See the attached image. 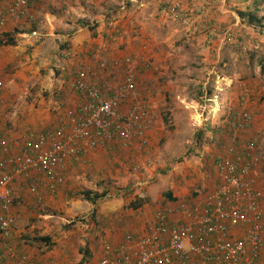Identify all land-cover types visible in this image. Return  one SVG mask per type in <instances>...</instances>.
<instances>
[{"label": "built area", "instance_id": "built-area-1", "mask_svg": "<svg viewBox=\"0 0 264 264\" xmlns=\"http://www.w3.org/2000/svg\"><path fill=\"white\" fill-rule=\"evenodd\" d=\"M46 1L0 0V39L14 37L26 23L37 21ZM137 61L131 56L100 59L90 69L77 64L71 88L79 102L66 108V120L53 128H28L19 137H9L0 126V264H58L34 258L15 241L13 209L25 192L44 207V191L64 184L67 166L89 149L144 151L153 114L137 74L139 67L148 71L152 63ZM2 91L0 80V106L7 104ZM252 94L244 87L237 106L228 107L233 141L215 158V184L200 198L160 206L146 233H127L117 243L101 238L96 264H264V192L255 170L257 147L249 137L240 140L253 122L247 107ZM68 259L64 264H84Z\"/></svg>", "mask_w": 264, "mask_h": 264}, {"label": "rangeland", "instance_id": "rangeland-1", "mask_svg": "<svg viewBox=\"0 0 264 264\" xmlns=\"http://www.w3.org/2000/svg\"><path fill=\"white\" fill-rule=\"evenodd\" d=\"M106 1L102 4L104 7H101L100 2L97 10H94L91 16L87 14L81 16L80 13V15H74L73 13L74 16L69 18V16H66L67 14H64L65 12L59 9H55L53 13H55V17L60 22H65V17L69 21L79 19L92 29L95 20L98 19L97 16L109 17V21L114 19L113 15L111 16V12H108V15L106 14ZM115 1L109 2L111 7L117 6ZM141 1L153 9L163 4L161 0ZM80 5L82 8L79 11H82L83 8L87 9V4L84 6L83 4ZM158 12L161 16L160 22L164 28L155 31V33L147 31L148 35L142 34L143 39L141 43L146 45V47H140L143 51V55L140 53L141 57H148L152 63V68L150 69L152 73H146L149 80L148 82H146L147 80L144 83L141 82L143 83L141 89L146 93L151 105H153V109H151L153 110V131L151 136L150 134L148 135L149 140L144 151L135 152L134 150H129L125 153L119 151V156L115 154L113 157V161L115 159L114 163H117L116 167L113 166L106 174L104 172L93 173V185L91 188H86L85 191L89 190L92 193L106 191L108 195L104 198L119 195L124 197L123 193H127L128 197H125V201L128 203L130 200H134L136 196L142 195L147 199L151 195H162L172 185H177L180 188H189L191 192L201 191L198 194L200 196L216 182L214 178L211 182L214 170V162L211 158L213 157L214 150L219 149L216 143L222 141L223 148L221 150H224L226 145L233 141L232 139L221 140L220 138H224V136H221L220 133L213 134V139L211 137V129L205 130L202 124L203 120L202 122L188 120L189 116L185 110L186 107H193V109L200 108L199 104L194 106V103L205 99L206 94L209 95L207 91L213 87L206 82L209 75H211L208 72L211 71L208 63L212 60H209L205 64L207 60L204 59L205 57L210 58L212 56L211 43L205 41V45H203L201 41L199 42L200 46H198L196 43L198 38H194L195 35L189 34L190 31L187 32L184 28V25L188 26L186 22H190V16H184L176 13V11H172L170 13L171 18L182 29L173 32L175 34L172 37L176 42L174 46L170 47L172 49L170 52L172 56H170L171 62L168 63L167 4L165 9L163 6ZM111 17L113 19H110ZM77 24L78 22L74 26L60 31V35L62 33L70 35L74 29H79ZM36 27L39 29H36ZM94 29L89 30V32L95 34ZM35 30H38L39 34L33 33ZM55 31L58 30L56 29ZM45 33L44 28L36 26L35 23L34 30L32 31L28 29L27 32L23 33L22 29L16 30L14 32V39L17 46L20 45V41L25 39L33 40V44L29 48L30 55L35 52L36 46L40 47L38 51L42 50V46L46 47L48 39ZM90 36L92 35L90 34ZM227 36L224 38L226 42H228L226 40ZM64 37L65 39L61 37L52 41L54 47L51 48L50 54L44 56L42 54H33L30 58V64L23 59L25 52L19 54L16 46L0 45V80L3 82V93L1 95L7 103L3 108L0 107V111L3 112L5 117L3 118L1 114L0 122L6 134L14 135L13 132L19 131V135L14 136L19 137L28 128L40 130L51 127V125L39 123V120H36V118L33 121L35 123L38 122V124L34 128L32 124L20 126V119L23 120L25 118L24 114L27 111L22 110V107L28 105L33 113L43 115L44 113L48 114L52 112L48 108L49 102L51 103L58 99L66 102L68 95L59 96V94H56V87L54 86L57 84V77L61 69L59 68V62L56 61L57 55L59 52H63L64 55L65 52L69 53L67 47L66 49L63 48L66 46L68 38L66 35ZM148 39L149 41H147ZM232 40L233 38L231 37L230 41ZM41 42H44V44ZM152 43L156 46L152 45ZM235 46L234 49L238 53L240 52L241 57L236 60V62L238 61V64L235 66L237 71L229 87L230 91L231 89L233 91L231 95L234 98L232 103H229L228 99L230 98L228 95L226 96L224 105L225 114L228 112V107L232 105L234 107L237 106V101L239 95L243 92V88L250 87L253 94L251 95L252 98L249 99L247 107L253 113L255 119L246 134L247 137L253 139L256 143L255 170L261 180L264 192V50L261 49L262 51H260L259 47L254 46L249 49L247 45L242 43ZM151 47L153 56L146 54ZM63 54L60 56H63ZM99 55L102 56V52ZM42 59H44L46 64L42 65L38 70L30 66L31 64L37 66ZM210 64L212 66V63ZM45 78L49 79L50 85L42 86L41 90V82ZM63 81L66 83V78ZM179 104L181 108L178 106ZM19 107H21V110H19ZM8 118L11 121L16 118V124L13 122V125H11V122L8 123ZM157 119L158 121L156 122L155 120ZM218 125L223 124L220 121ZM210 128H213V126L210 125ZM225 131L226 128L222 132ZM244 139V136L240 137L241 141ZM109 166L110 164L107 165V168ZM204 168H206L205 171ZM150 190L152 194L149 193ZM31 204V206L26 208L24 212L26 215L24 217L20 215V209L24 207L18 205L14 237L19 246H22L23 243L29 251H36L42 254L57 247L61 252H66L65 249L67 250L68 248L73 254L76 251L82 253L88 247V244L91 246L95 243L98 244L100 230H96L95 228H98L101 217L98 216L96 208L94 216H91V207L85 214L80 213L71 217L67 214L68 203L64 205L62 203L58 207L51 206V203H47L44 207L35 202ZM94 231L98 234H95ZM43 235L51 237L52 243L50 245L39 244L33 241L34 237ZM94 235H98L96 240L92 239V237H95Z\"/></svg>", "mask_w": 264, "mask_h": 264}, {"label": "crops", "instance_id": "crops-1", "mask_svg": "<svg viewBox=\"0 0 264 264\" xmlns=\"http://www.w3.org/2000/svg\"><path fill=\"white\" fill-rule=\"evenodd\" d=\"M110 1L113 0L106 1L107 6H105V10L107 15L108 12H111V16L113 15L112 17L114 19L111 17L110 19L113 20L109 21V17L97 16L98 19L95 20V24L92 29H90L87 24H84L85 26H79L77 24L79 29H74L70 35L67 33H62L60 35V31L74 26L75 23L80 20L74 19L75 21H69V19L65 17L66 21L60 22V20H57V17H55V13L53 12L55 9H59L60 11L65 12L64 14H67L66 16H69V18H71V16L78 15L79 13L81 16L84 14L91 16V14L94 13V10H97L100 2L101 7H104L102 4L105 3V0H48L40 5V12L38 14L37 21L30 24L26 23L21 28L23 33L27 32L28 29L32 31L34 30V24L36 23V26H42L46 32L45 36L48 39V44L45 48L42 46V50L40 51H38V48L40 49V47L36 46L33 54H42V56L50 54L51 48L54 47L52 41L61 37L65 39V35L68 38L66 46L63 48L66 49L67 47L71 53L65 56L63 52H59L56 58V61L59 62V68L61 69L57 77V84L54 86L56 87V94H59V96L65 94L68 95L66 102L61 99L52 101L51 103L49 102L48 108L52 112H49L50 114L44 113L43 115L33 113L28 105L22 107V110L27 111L24 114L25 118L23 120L20 119L19 125L23 127L24 125L32 124V127L34 128V126L38 124V122L35 123L33 121L36 118V120H39V123L51 125V128H53L61 121L66 120L64 110L66 108L75 107L79 102L78 94L71 88V81L74 77L73 69L77 64L90 69L96 68L100 59L112 62L115 60H122L125 56H131L135 61H139L144 58L149 60L148 57H141L143 55V51L140 47H144L141 43L143 39L142 34L145 33V35H148L147 31L155 33V31H159L164 28L160 22L161 16L158 11H160L163 6L165 9L167 4L168 63L171 62L170 56H172L170 53L172 49L170 47L174 46L176 42L172 37L173 34H175L173 32H177L178 29H182L179 25L175 24L174 19L171 18L170 13L172 11H176V13H180L184 16L189 15L190 22H186L188 23V26L184 25L182 22L185 31H190L189 34H193L195 35L194 38H198L196 40L198 46H200L199 42L202 41L203 45H205L204 42L207 41L211 43L212 48V56L210 58L205 57L204 59L207 60L205 64H207L209 60H212L210 61L212 66L208 63V66L211 69V71L208 72H210L211 75H209L206 82L211 84L213 87L207 91L209 95L206 94L205 99L201 102L197 101L194 103V106L199 104L201 109L186 107L185 110L189 116L188 120H198L200 122L203 120L202 124L205 130L211 129L212 138L214 137L213 134H219L224 131V125L228 118L227 112L225 114V98L228 95L230 98L228 99L229 103H232L234 97L231 93L233 91L232 89L230 91L229 87L237 71L235 66L238 64V61L236 62V60L241 57L240 52L238 53L234 47H236L235 45L242 43L247 45L249 49L254 46L259 47L260 51L264 50V0H161L163 4L157 6L155 9L148 6L141 0H116L115 2L117 6L114 7H111L109 3ZM80 4H83V6L87 4V9L85 10L83 8L82 11H79V9L82 8ZM241 13H243V16ZM244 13H249V15L253 14V16H255V21L260 20V22L249 23ZM36 29L39 28L36 27ZM56 29L58 31H55ZM93 29L96 32L95 34L89 32V30ZM33 33L39 34V31L35 30ZM90 34L92 36H90ZM226 35H230L234 41H230V37L229 40L226 38L228 41L226 42L224 40ZM41 43L44 44V42ZM32 44L33 40L30 39L20 41V45H18L19 47L16 45V42L13 44L17 47L19 54L25 52L23 59L29 64L31 63L30 58L33 56V54L29 55V48ZM152 45L156 46L154 43H152ZM152 51L151 47L146 54H151L153 56ZM101 52L102 56L99 55ZM62 54L63 56H60ZM138 61V64L142 62ZM260 61L262 62L261 58ZM44 64H46V62L42 59L37 66L34 64H31L30 66L34 67L35 70H38V68ZM146 73L151 74L152 72L139 67L137 83L140 87L146 80V82L149 80ZM65 78L67 80L66 83L63 81ZM47 85H50L49 79L45 78L41 82V90L43 88L42 86ZM2 106L3 105L0 107ZM178 106L181 108L180 104ZM19 110H21V107H19ZM0 112L3 115V112ZM3 118H5L4 115ZM254 119L255 117H253V120ZM12 120L13 121L9 118L7 119L8 123L11 122V125H13V123L16 124V118ZM155 121L157 122L158 119ZM205 121H207V123H205ZM220 121L223 125H218ZM210 125L213 126V128H210ZM0 126H3L1 125V122ZM152 131L153 125L150 130V136ZM13 134L14 135L7 133L6 135L9 137L18 136L19 131H15ZM222 136H227V133H222ZM227 139H230V137L225 138V140ZM125 152L127 151H124L123 153ZM222 152L223 150L218 153L220 154ZM115 154L116 156H119V152H115L104 147L89 149L85 155L81 157V160L67 166L65 170L66 180L64 184L60 185L55 191H44V201L46 204L51 203V206L58 207L62 205V203L63 205L68 203L69 207L67 214L71 217L80 213L85 214L92 206L88 201L81 198L82 192L85 191L86 188L92 187L94 178L93 173L96 172L98 174L104 172V174H106L113 166H117V163H114L115 159L113 161ZM214 159L215 158L213 156L211 160L214 162ZM108 164H110V166L107 168ZM205 169L206 168H204V171ZM213 169L211 182L213 178L216 180L215 166ZM214 184L215 183H213V185ZM196 192L197 191L191 192L189 188H180L177 185H172L170 186V189L167 188L162 195H151L150 198L148 197L145 202L137 208L126 207L125 197L121 195L111 196L104 199L102 198L94 207L97 209L96 211L99 214L98 216L101 217L98 228H95L96 230H100L99 234L101 236L99 235L98 244L95 243L93 246L90 244L87 245L88 247L85 249H88V253L85 254V258L82 262L84 264H96L102 250L100 242L101 238L104 237L112 243H117L121 241L127 233H146L156 209L163 205L174 204L176 200L200 198L203 196V194L200 196H194ZM149 193L152 194V191L150 190ZM200 193L201 191L198 192V194ZM168 194H170V197L175 199L169 200ZM32 196L33 195L30 193L26 194L25 192L22 202L18 204L20 207H24L20 209V215L23 217L26 215V213H24L26 208L31 206V203L35 202V199ZM18 205L14 206L13 209L16 216ZM15 232L16 229H14V236ZM94 232L95 234H98L96 231ZM94 236L95 237H92V239L96 240L98 235ZM18 247L20 249H24L22 246L18 245ZM65 251L66 252H61V250L57 247L49 252H43V254L36 251H30V255L36 259H42L43 261L53 260L58 264L69 262L68 258L72 257L76 261L81 255V253L77 251L76 253H73V255L68 248L67 250L65 249Z\"/></svg>", "mask_w": 264, "mask_h": 264}, {"label": "trees", "instance_id": "trees-1", "mask_svg": "<svg viewBox=\"0 0 264 264\" xmlns=\"http://www.w3.org/2000/svg\"><path fill=\"white\" fill-rule=\"evenodd\" d=\"M263 11H264V7H263ZM242 14V16H243V13H241ZM245 14V16H246V18H247V20H248V22L249 23H254V22H260V20H257V21H255V16H253V14L252 15H249V13H244ZM263 18H264V13H263ZM30 24V23H29ZM85 23L83 22V21H78V25L79 26H85L84 25ZM15 43V39H14V37H12V36H10L9 35V37H4V38H1L0 39V45H13ZM231 107H234L233 105L231 106ZM236 107V106H235ZM228 118H230V117H228ZM228 118H227V121H226V123H227V125H226V123H225V125H224V128H226V133H227V136H224V138H220L221 140H224L225 141V138L226 137H231V131H230V125L228 124ZM225 132H221L220 134H221V136H222V133L224 134ZM245 138H247V135L246 136H244ZM236 141H238L237 140V138L235 139ZM216 145H217V147L219 148V149H217V151H214V154H213V156H214V158H216V156L219 154L218 152H220L221 151V149L223 148L222 146H223V143H222V141H218L217 143H216ZM214 161H215V159H214ZM207 190V189H206ZM107 192L106 191H102L101 193H92L91 191H89V190H86V191H83L82 192V195H81V198H83V199H85L86 201H88L90 204H91V206H92V212H91V216H94V213H95V205H96V203L99 201V200H101L102 198H104V197H107ZM123 195H124V197H128V194L127 193H123ZM198 195V192H196L195 194H194V196H197ZM168 197H169V200L171 199V200H174L175 198H173V197H170V194H168ZM145 200H146V198H144L142 195L141 196H136V198L134 199V200H130L128 203L127 202H125V205H126V207H131V208H137V207H139L143 202H145ZM33 241L34 242H36V243H39V244H46V245H50L51 243H52V239H51V237L50 236H48V235H43V236H37V237H34L33 238ZM88 253V249H85L82 253H81V255H80V257L78 258V260H77V262L78 263H82V261L84 260V258H85V254H87Z\"/></svg>", "mask_w": 264, "mask_h": 264}]
</instances>
